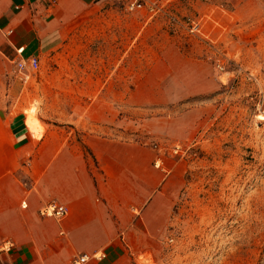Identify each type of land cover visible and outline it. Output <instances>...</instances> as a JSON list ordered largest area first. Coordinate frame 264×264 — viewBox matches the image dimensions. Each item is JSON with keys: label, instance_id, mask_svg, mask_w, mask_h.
<instances>
[{"label": "rangeland", "instance_id": "rangeland-1", "mask_svg": "<svg viewBox=\"0 0 264 264\" xmlns=\"http://www.w3.org/2000/svg\"><path fill=\"white\" fill-rule=\"evenodd\" d=\"M27 72L36 137L132 139L169 171L170 223L122 264H264V0H112Z\"/></svg>", "mask_w": 264, "mask_h": 264}, {"label": "crops", "instance_id": "crops-1", "mask_svg": "<svg viewBox=\"0 0 264 264\" xmlns=\"http://www.w3.org/2000/svg\"><path fill=\"white\" fill-rule=\"evenodd\" d=\"M111 1L0 0V264L83 255L84 264H122L170 223L169 171L155 164L156 149L90 133L79 140L49 122L36 137L38 118L18 104L24 78L8 73L20 59L41 63L80 16ZM51 202L66 215L42 214Z\"/></svg>", "mask_w": 264, "mask_h": 264}, {"label": "built area", "instance_id": "built-area-1", "mask_svg": "<svg viewBox=\"0 0 264 264\" xmlns=\"http://www.w3.org/2000/svg\"><path fill=\"white\" fill-rule=\"evenodd\" d=\"M135 2L132 4L134 7ZM140 6V4L138 5ZM198 26H193L192 30H195ZM17 69L20 74H22L23 78L27 80L29 78V74L27 70H37L40 67V60L37 57H32L28 59H20L16 62ZM42 214L45 215H57L63 217L67 213V207L64 205L57 204L56 202H51L48 206H46L43 210H41ZM10 243L7 244L2 249L10 248ZM87 260L86 255L80 256L74 260V264H84Z\"/></svg>", "mask_w": 264, "mask_h": 264}]
</instances>
